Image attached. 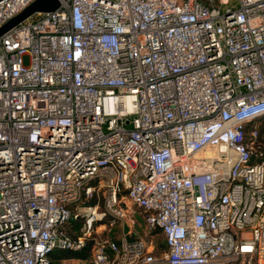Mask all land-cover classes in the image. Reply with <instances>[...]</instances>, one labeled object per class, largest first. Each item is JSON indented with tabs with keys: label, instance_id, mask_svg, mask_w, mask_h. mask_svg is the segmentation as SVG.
<instances>
[{
	"label": "built area",
	"instance_id": "1",
	"mask_svg": "<svg viewBox=\"0 0 264 264\" xmlns=\"http://www.w3.org/2000/svg\"><path fill=\"white\" fill-rule=\"evenodd\" d=\"M33 1L0 0V28ZM263 115L264 0L33 14L0 36V264H264Z\"/></svg>",
	"mask_w": 264,
	"mask_h": 264
},
{
	"label": "rangeland",
	"instance_id": "2",
	"mask_svg": "<svg viewBox=\"0 0 264 264\" xmlns=\"http://www.w3.org/2000/svg\"><path fill=\"white\" fill-rule=\"evenodd\" d=\"M256 125L258 126V124ZM137 215H138L137 217L139 218V221L135 225V228H134L135 234L133 235V237L142 236L144 239L148 241L151 240L153 242L154 247L157 249V252L162 251L165 247V240H164L163 235L161 233H153L149 231L146 228L144 222L140 219L141 216L138 213ZM77 221L80 224L79 232L81 231L82 233L84 218L79 217L73 223H76ZM104 222L106 223V226L95 228V231L93 232V236L95 237V239L102 240L106 238H114V239L118 238L121 234L119 224L115 223L113 226H111L109 218H106ZM127 229H128V226L126 227V230ZM70 263H71L70 260L64 261V264H70Z\"/></svg>",
	"mask_w": 264,
	"mask_h": 264
},
{
	"label": "trees",
	"instance_id": "3",
	"mask_svg": "<svg viewBox=\"0 0 264 264\" xmlns=\"http://www.w3.org/2000/svg\"><path fill=\"white\" fill-rule=\"evenodd\" d=\"M256 124H258L260 139L262 141V144L259 147V151L261 152V155L257 158V160L264 161V115L252 121L248 125V129H250L253 125H256ZM79 227H80V224L78 221L69 226V230L72 236L75 238L81 234V231L79 232ZM93 245H94L93 238L87 239L85 246L81 250L62 251L59 254H57V258L60 260L61 259H72V258H77V259H82V260L89 259L92 254Z\"/></svg>",
	"mask_w": 264,
	"mask_h": 264
},
{
	"label": "water",
	"instance_id": "4",
	"mask_svg": "<svg viewBox=\"0 0 264 264\" xmlns=\"http://www.w3.org/2000/svg\"><path fill=\"white\" fill-rule=\"evenodd\" d=\"M60 5V0H35L18 15L10 19L0 28V36L9 29L17 26L28 17L37 12H48L55 10Z\"/></svg>",
	"mask_w": 264,
	"mask_h": 264
},
{
	"label": "crops",
	"instance_id": "5",
	"mask_svg": "<svg viewBox=\"0 0 264 264\" xmlns=\"http://www.w3.org/2000/svg\"><path fill=\"white\" fill-rule=\"evenodd\" d=\"M165 248V247H164ZM156 252H157V250H156ZM160 251H158L157 253H159Z\"/></svg>",
	"mask_w": 264,
	"mask_h": 264
}]
</instances>
